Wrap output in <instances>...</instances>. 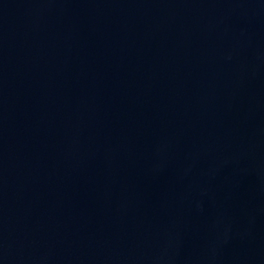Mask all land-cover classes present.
I'll return each mask as SVG.
<instances>
[{
  "label": "water",
  "instance_id": "1",
  "mask_svg": "<svg viewBox=\"0 0 264 264\" xmlns=\"http://www.w3.org/2000/svg\"><path fill=\"white\" fill-rule=\"evenodd\" d=\"M0 264H264V0H0Z\"/></svg>",
  "mask_w": 264,
  "mask_h": 264
}]
</instances>
